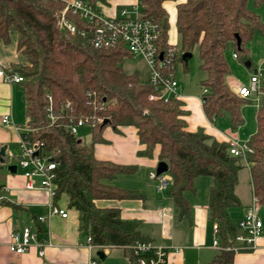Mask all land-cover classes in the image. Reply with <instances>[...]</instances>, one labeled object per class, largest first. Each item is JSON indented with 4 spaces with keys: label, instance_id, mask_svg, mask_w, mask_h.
Returning <instances> with one entry per match:
<instances>
[{
    "label": "trees",
    "instance_id": "obj_1",
    "mask_svg": "<svg viewBox=\"0 0 264 264\" xmlns=\"http://www.w3.org/2000/svg\"><path fill=\"white\" fill-rule=\"evenodd\" d=\"M95 10L96 3L106 0H86ZM165 0H140L146 16L160 24L161 45L169 42V15ZM264 0H253L257 7ZM63 0H0V38L10 40V31L19 33L18 52L21 61L13 70L21 73L27 102V123L36 128L33 136L45 142V148L58 160L57 195L66 194L69 206L79 211V230L82 236L90 235L97 246H125L149 239L139 229V222L121 217L118 207H99L98 199L144 198L139 190L113 185L111 180L119 174L136 172L138 165L121 164L99 159L95 143L102 142L103 130L112 126L116 131L122 126H134L139 141L145 147L139 156L152 157L159 147V161H166L171 176L168 196L179 209V216L189 217L191 203L185 195L196 193L198 176L213 177L209 189L210 218L218 222V236L222 245L237 232L236 220L230 210L240 207L236 193L239 172L247 166L250 171L252 194L264 205V73L261 78L262 93L256 111V132L247 143L252 149L246 161L229 152L228 141H219L204 128L187 129L188 113L180 98L151 99L155 93L148 81L136 72L128 73L122 66L124 48L102 49L94 46L91 34L71 33L58 25V15L66 6ZM67 17L77 26L86 21L72 9ZM177 32L180 36V56L192 52L197 46L200 67L207 73L202 84L203 108L214 119L227 112L232 130L243 122L241 97L227 82L230 67L226 51L232 44L237 58L252 68L248 42L263 23L249 0H186L177 4ZM238 37L241 42L238 44ZM89 92H96L105 100L104 107L94 110L88 104ZM48 95L56 110L67 101L72 113H96L108 119L92 127V142H79L64 122L49 123L45 107ZM69 111V110H68ZM233 251L222 250L212 264H232Z\"/></svg>",
    "mask_w": 264,
    "mask_h": 264
},
{
    "label": "crops",
    "instance_id": "obj_2",
    "mask_svg": "<svg viewBox=\"0 0 264 264\" xmlns=\"http://www.w3.org/2000/svg\"><path fill=\"white\" fill-rule=\"evenodd\" d=\"M185 1L165 0L163 2L169 15V24L172 23L171 17H174L173 24L176 32L177 4ZM139 2L140 0H106L98 1L96 7L104 16L112 17L119 15L122 9L131 8ZM18 38L19 33L12 30L9 42L0 38V69L9 71L21 61L18 52ZM227 77L228 83H231L229 85L236 91L238 83L233 82L230 76ZM202 97L195 89L193 91L183 89L180 93L183 107L188 111L185 115L187 129L195 131L202 127L219 141H228L230 137H236L239 140L237 132L231 130L230 127L222 129L215 125L219 116L214 119L207 116L203 108ZM256 102L259 104V99ZM26 107L23 84L4 81L0 76V148L7 145L5 165L16 164L15 155L19 153L21 138L19 127L27 123ZM6 114L10 116L9 123H4L2 120ZM225 118L228 119L230 116ZM225 122L226 120L221 122V125ZM240 128L242 124L238 126V129ZM102 135L105 140L95 143L97 158L121 164L138 165L136 172L119 174L110 183L123 188L139 190L144 194V198L98 199L96 200L97 206L118 207L123 219L139 222V229L144 236L159 245L172 249L177 248L178 251L170 252V262L212 264L214 258L222 251L213 246L215 222L210 218L208 206L209 189L213 183V177L202 175L195 179L196 193L185 192L191 203L190 216L181 217L178 207L167 193L171 185V176L166 173L169 184L164 190H159L158 180L150 177L151 173H156L159 147L155 148L152 157L139 156L138 151L145 145L140 143L137 129L134 126H122L119 127V131L113 129L112 126H106ZM6 158L13 159V161L6 162ZM7 171L0 185V193L7 197L6 200L0 202V264H92V260H96L95 264H130L123 246H103L102 248L88 246L87 236H82L79 230V211L69 206L66 194H62L59 198H52L44 189L27 188L26 179L18 167L16 173ZM204 185H207L208 194L202 199L199 197V190ZM236 193L241 199V209L240 211L231 209L230 215L237 223L244 215L249 203L238 189V184ZM52 203L67 209L68 216L52 214ZM38 216H43L44 221L40 222ZM26 226H32L41 236L48 235L50 243L45 246L43 255L35 244L23 254H17L9 248L11 233L21 232ZM100 250L104 251L103 259L98 255ZM232 264H264V237H260L256 245L251 248L233 251Z\"/></svg>",
    "mask_w": 264,
    "mask_h": 264
},
{
    "label": "built area",
    "instance_id": "obj_3",
    "mask_svg": "<svg viewBox=\"0 0 264 264\" xmlns=\"http://www.w3.org/2000/svg\"><path fill=\"white\" fill-rule=\"evenodd\" d=\"M68 9L79 13L87 25L82 28L77 26L72 19L67 17L66 11ZM58 25L66 28L71 33H90L93 44L97 48H124L131 56H144L151 65L147 81L155 90L150 98L164 100L180 98V85L176 77V66L180 51L172 43L161 45L160 24L152 16L144 14L140 3L133 5L131 8L122 9L117 16L107 17L99 10H95L87 1L73 0L67 2L65 8L58 15ZM233 56L238 57L236 52ZM263 73L264 69L254 68L250 77V86L239 85L236 92L245 99L252 97L255 93H259L261 96L260 86ZM0 76L4 81L12 83H21L25 80L21 73L13 69L9 71L0 69ZM207 91L208 89L205 88L204 93ZM88 104L96 110L104 107L105 100L99 99L96 92H89ZM45 111L51 125L64 122L66 127L75 135L78 134L80 126L89 124L93 127L105 120L103 116L96 113L73 114V106L70 101H67L60 110H56L50 95H48V104ZM2 120L4 123H9L10 116L6 114ZM19 129L21 131L20 150L15 158L17 167L22 170L26 179L25 186L29 189H44L49 192L52 198L56 197L58 187L56 180L58 177L57 168L60 162L45 148L44 141L33 136L36 128L26 123L25 126L19 127ZM228 143L229 152L241 156L246 161L247 153L252 150L247 141L241 144L236 137H230ZM150 177L158 179L159 190L167 188L169 179L166 173L157 175L153 172ZM6 199L7 197L0 193V202ZM261 205L259 198L253 194L251 203L247 206L242 218L237 222V232L233 237L228 238L227 245L221 244L218 236L219 224L215 222L213 246L231 251L255 246L257 240L264 237V219L260 216ZM51 213L62 217L68 216L67 209L54 203H52ZM44 219L43 216H38L40 222H43ZM86 241L91 248L103 247L95 245L90 235L87 236ZM49 243L48 235L41 236L32 226H26L21 232L14 231L11 233L9 248L17 254H23L31 245L35 244L40 248V253L43 255L45 246ZM124 249L130 264H175L170 262L169 254L173 250L178 251L177 248L172 249L159 245L151 239L139 240L134 244L125 245ZM95 263L96 260H92V264Z\"/></svg>",
    "mask_w": 264,
    "mask_h": 264
},
{
    "label": "rangeland",
    "instance_id": "obj_4",
    "mask_svg": "<svg viewBox=\"0 0 264 264\" xmlns=\"http://www.w3.org/2000/svg\"><path fill=\"white\" fill-rule=\"evenodd\" d=\"M249 7L255 9L256 12L260 15L261 21L263 23L262 29L256 30L254 33L253 38L248 42L247 46L249 48V55L252 61V68H257L260 70L264 69V2L259 6H255L253 0H249ZM107 15V14H106ZM172 16V15H171ZM173 18L171 17L170 29H169V40L172 44H175L178 50L181 49L180 44V36L178 32L174 29ZM16 31V30H12ZM235 53L234 46L231 44L227 51H226V59L228 61L230 67V78H232L233 82L238 83L239 85H247L250 86V77L252 74L253 69L247 66L243 61L235 58L233 54ZM182 60L178 59L177 66H176V77L179 82V93H182V90H189L192 91L195 89L196 91L203 95L205 87L202 84V80L206 78V72L200 67V56L198 47L196 46L192 51V56L188 60L187 65L185 66ZM122 66L128 73L136 72L140 79L143 81H147L149 78V74L151 71V65L147 61V59L142 56H125L122 60ZM228 79V77H227ZM228 82V80H227ZM229 84H231L229 82ZM182 88V90H181ZM254 97L247 98L245 103L242 105V128L238 129V127L233 130L237 132L238 138L241 144H244L248 139L256 132L257 123H256V111L258 106L260 105L261 96L259 93H255ZM256 97H259V104H257ZM229 116L228 113L224 112L222 116L220 115L217 120L215 121V125L224 129L225 127L231 126L230 118L226 119L225 117ZM221 125V122H224ZM109 127V126H108ZM106 128V127H105ZM114 129V128H113ZM92 133L93 129L91 125L84 124L83 126L79 127V131L77 136L83 141L85 144H90L92 142ZM13 161V159L6 158V162ZM4 166H6L4 164ZM8 172L7 169L0 163V185L3 182V175ZM206 177V176H205ZM204 177V179H205ZM156 179V178H154ZM158 180V179H157ZM250 177L249 171L247 166L243 167L239 172V183L238 189L243 193L244 199L248 201L250 204L252 201V192L250 186ZM203 188V189H202ZM200 198H205L208 194L207 185L204 187H200L199 190ZM235 211H240V207L234 208ZM260 216L264 219V205H261L260 208Z\"/></svg>",
    "mask_w": 264,
    "mask_h": 264
},
{
    "label": "water",
    "instance_id": "obj_5",
    "mask_svg": "<svg viewBox=\"0 0 264 264\" xmlns=\"http://www.w3.org/2000/svg\"><path fill=\"white\" fill-rule=\"evenodd\" d=\"M240 42H241V40L238 37V44H240ZM191 56H192V52H190V51H185L182 53V58L186 62H188V60L191 58ZM246 65H248V64H246ZM107 122H108V119H105L104 123H107ZM81 141L82 140L79 138V142H81ZM6 149H7V145H3L0 148V163L2 164V168L5 167L10 172L16 173L17 172V165L15 163L8 164V165L4 166ZM36 154H37V152H36ZM168 170H169L168 163L166 161L160 160L157 164V167H156V174L160 175V174L166 173ZM98 255L101 259H103L104 258V251H102V250L98 251Z\"/></svg>",
    "mask_w": 264,
    "mask_h": 264
}]
</instances>
